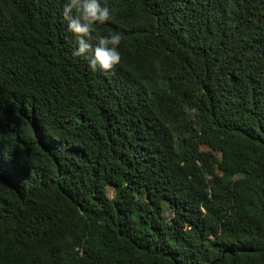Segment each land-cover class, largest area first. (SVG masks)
<instances>
[{
  "label": "trees",
  "instance_id": "16d2710c",
  "mask_svg": "<svg viewBox=\"0 0 264 264\" xmlns=\"http://www.w3.org/2000/svg\"><path fill=\"white\" fill-rule=\"evenodd\" d=\"M65 3L0 0V264H264V0H100L110 72Z\"/></svg>",
  "mask_w": 264,
  "mask_h": 264
},
{
  "label": "clouds",
  "instance_id": "9594fccd",
  "mask_svg": "<svg viewBox=\"0 0 264 264\" xmlns=\"http://www.w3.org/2000/svg\"><path fill=\"white\" fill-rule=\"evenodd\" d=\"M63 15L68 21L69 31L78 37V49L73 52L74 56H85L93 71L99 67L110 72L120 64L122 57L118 46L122 34L93 35L95 24H103L113 18L107 6H102L100 0H66ZM93 40L96 41L95 46L91 43Z\"/></svg>",
  "mask_w": 264,
  "mask_h": 264
},
{
  "label": "rangeland",
  "instance_id": "374dc122",
  "mask_svg": "<svg viewBox=\"0 0 264 264\" xmlns=\"http://www.w3.org/2000/svg\"><path fill=\"white\" fill-rule=\"evenodd\" d=\"M106 192H107V195H108V196H111V195H112V191H111V189L106 188ZM163 217H164L165 219H168L169 214H168V213H164V214H163Z\"/></svg>",
  "mask_w": 264,
  "mask_h": 264
}]
</instances>
